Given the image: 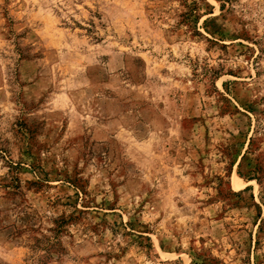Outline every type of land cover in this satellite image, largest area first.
Returning <instances> with one entry per match:
<instances>
[{
  "label": "rangeland",
  "instance_id": "obj_1",
  "mask_svg": "<svg viewBox=\"0 0 264 264\" xmlns=\"http://www.w3.org/2000/svg\"><path fill=\"white\" fill-rule=\"evenodd\" d=\"M0 264H264V0H0Z\"/></svg>",
  "mask_w": 264,
  "mask_h": 264
}]
</instances>
